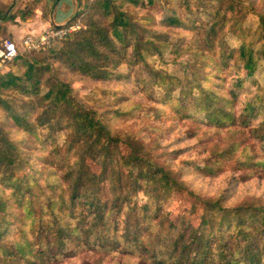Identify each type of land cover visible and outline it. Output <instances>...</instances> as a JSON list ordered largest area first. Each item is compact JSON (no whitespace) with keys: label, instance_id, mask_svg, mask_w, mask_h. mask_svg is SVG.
I'll use <instances>...</instances> for the list:
<instances>
[{"label":"trees","instance_id":"16d2710c","mask_svg":"<svg viewBox=\"0 0 264 264\" xmlns=\"http://www.w3.org/2000/svg\"><path fill=\"white\" fill-rule=\"evenodd\" d=\"M85 1L86 8L71 19L80 17V28L37 54L18 55L0 73V109L5 114L0 121V264H53L80 250L136 258L129 247L141 256L131 264H264L261 199L225 205L222 195L201 197L179 179L181 172L158 161L156 147L144 137L112 130L61 76L65 70L93 79H130V73H115L123 62L133 67L149 52L161 57L167 47L153 23L196 32L204 49L196 53L199 65L189 81L197 89L192 108L203 112L205 121L198 123L210 131L228 129L223 148L212 145L197 173L212 175L220 163L233 160L237 171L249 169L237 178L262 177L264 150L256 147L264 144V86L248 92L250 96L241 88L253 76L256 62L264 59L263 48L257 50L252 37L247 38L250 31L264 43V12L257 14L259 23L252 31L237 17L242 7L233 0L201 2L208 21L196 16L195 0L172 2L159 20L147 13L159 0ZM125 6L136 8L139 17ZM5 14L0 12L5 20L15 17ZM227 32L240 38L238 48L227 45ZM151 74L159 76L162 87L174 80L154 69ZM161 102L180 118L190 117L169 94ZM132 111L118 107L111 112L129 117ZM43 125L52 128L45 139L37 129ZM9 126L21 134L12 135ZM58 130L64 132L61 143ZM120 143L129 147L128 155L120 152ZM89 151L102 168L98 173L85 162ZM20 164L27 170L17 175ZM106 187L112 194L102 197ZM182 189L208 209L198 226L176 224L163 205L172 190ZM137 192L146 198L139 205L133 196Z\"/></svg>","mask_w":264,"mask_h":264},{"label":"rangeland","instance_id":"374dc122","mask_svg":"<svg viewBox=\"0 0 264 264\" xmlns=\"http://www.w3.org/2000/svg\"><path fill=\"white\" fill-rule=\"evenodd\" d=\"M233 1L241 4L242 13L241 15L238 14L237 17L241 19V22L243 21V26L252 31L256 29L259 23L257 14L264 12V0ZM172 2L175 3L176 0H159L158 3L148 6L147 13L153 19L159 20L166 15V10L172 6ZM201 2L205 3L206 1L195 0V4L199 5L195 14L204 19V21H208L210 19L209 15L202 9ZM33 6L30 0L25 1L24 5L22 4V0H0L1 14L4 11L7 14L11 13L15 16L14 19L19 18L22 20L30 16ZM193 7L196 8L194 5ZM84 8H86V4ZM124 8L136 18L139 17V11L136 8L131 6H125ZM14 19L5 20L0 15V25L3 28L0 33V42L7 39L13 40L6 33L5 24L8 22L13 23ZM143 22L146 25L149 23L145 20ZM63 24L67 26L71 25L76 30L83 25V22L78 17L74 21L71 20ZM152 25L157 32L164 34L163 42L167 47L162 52L161 57L156 52H149L146 55L145 61H140L133 67L123 62L115 73H119L122 76L130 73V79L125 77H113L106 80L93 79L73 74L70 71L66 72L65 70L62 71V78L71 82L74 94L85 105L102 114V117L106 119L112 130L120 134L130 133L135 137H144L146 141L151 143H149L151 147H156L153 148V153L158 155V161L169 164V167L174 171L181 172L178 176L179 179L184 181L188 188L195 191L201 197L215 198L222 195L225 205H234L245 200H255L257 202L258 199H261L264 202V176H253L244 180L237 178L243 171H249V169L237 171L234 168L233 160L220 163L212 175L197 173L198 165H203V160L210 153V147L217 144L220 148H223L225 145L224 137L228 138V129L226 127L220 128L221 134H217L212 128L210 131L208 127L202 123H198L199 121H205L203 112H195L192 108V103L194 102L193 93L197 92V89H192V83H189V81H192L195 76L192 75V71L198 69L199 61L196 59V53L204 49L203 44L200 35L196 34V32L156 23ZM247 33L249 40L252 37L253 47L259 51L263 48L264 51V43L256 37V33L254 35L250 31ZM64 37L57 40H61ZM224 39L227 45L234 49L238 48L241 42L240 38L231 32H227ZM171 45L176 46V50L169 53ZM18 46L20 47V43H18ZM47 48L23 54L34 55ZM9 65L10 63L7 66L9 67ZM55 68L59 70L57 66ZM152 69L159 74L172 76L174 80L168 87H162L158 84L159 76L151 74ZM233 70L235 69L233 68ZM135 78L143 79V82L138 84ZM263 86L264 59L260 58L256 62L253 76L245 79L244 86L241 89H245V95L250 96L248 92L254 94ZM182 91H190V94L182 95ZM7 92L14 93L10 90ZM165 94L178 99V103L184 107L186 115H190V117L185 116L180 118L177 113L171 110L170 106L162 103L161 99ZM126 98L128 99L126 100ZM133 103H138V107H134ZM118 107H133L132 115L129 117L125 115L113 117L111 111ZM4 118L5 114L0 109V121ZM37 127L38 134L42 139H45L49 132L52 133V128H49L47 125ZM246 129L249 130L248 128ZM8 130L14 136L21 134L10 126ZM57 133H60L57 138L58 142H63L64 132L58 130ZM210 135L211 137H209ZM247 141L249 142L250 138ZM79 145L81 148H85V144L80 143ZM47 147H49V144ZM118 148L122 154H129L130 149L124 143L118 144ZM256 149L259 152H263L264 144H261V146L257 145ZM20 151H24L22 147ZM90 155L91 151L87 153L85 162L90 166L92 172H100L102 168L90 159ZM34 163L38 165V162ZM26 170L27 167L20 164V167L16 169V173L18 175ZM111 194L108 187H106L103 190L102 197ZM133 196L137 199L138 205L146 200V198H143L141 192L134 193ZM162 202L169 213V217L178 225L182 224V221H186L192 223L194 226H198L202 214L208 212L207 207L200 204L195 197L184 189L172 190L165 201L163 199ZM128 251L137 256V259L134 256L131 257L125 254L103 255L95 251L80 250L73 256L65 257L53 264L137 263L138 258L141 257L139 255L140 252L134 247H129ZM147 264L153 263L147 260Z\"/></svg>","mask_w":264,"mask_h":264},{"label":"crops","instance_id":"0c3cea01","mask_svg":"<svg viewBox=\"0 0 264 264\" xmlns=\"http://www.w3.org/2000/svg\"><path fill=\"white\" fill-rule=\"evenodd\" d=\"M22 0V4H25ZM33 3L32 14L23 18H15L14 22L5 24L6 33L15 42L20 43L28 35L38 36L48 26H58L68 22L83 9L85 0H30ZM14 3V2H13ZM12 3V4H13Z\"/></svg>","mask_w":264,"mask_h":264},{"label":"built area","instance_id":"2783aa9c","mask_svg":"<svg viewBox=\"0 0 264 264\" xmlns=\"http://www.w3.org/2000/svg\"><path fill=\"white\" fill-rule=\"evenodd\" d=\"M72 30H74V28L71 25L67 26L61 24L58 26H48L38 36L28 35L24 37L20 42V47L14 40L7 39L0 42V73L5 67H7L8 63H10L18 55L45 49L55 40L64 37Z\"/></svg>","mask_w":264,"mask_h":264}]
</instances>
